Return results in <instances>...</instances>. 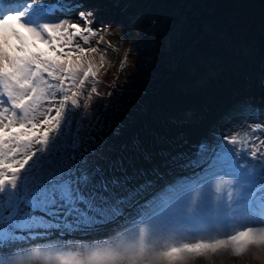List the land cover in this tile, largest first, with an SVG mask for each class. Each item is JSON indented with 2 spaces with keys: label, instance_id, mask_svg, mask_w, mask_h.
I'll return each mask as SVG.
<instances>
[{
  "label": "snow or ice",
  "instance_id": "snow-or-ice-1",
  "mask_svg": "<svg viewBox=\"0 0 264 264\" xmlns=\"http://www.w3.org/2000/svg\"><path fill=\"white\" fill-rule=\"evenodd\" d=\"M77 10L82 24L56 15ZM94 23L83 2L0 0V264H196L264 255V121L173 158L200 171L162 188L159 168L129 174L123 160L105 168L99 150L118 128L105 115L111 104L88 118L102 95L105 62L106 29ZM126 64L127 55L121 71ZM109 225L119 228L110 238L15 251L54 231L99 234Z\"/></svg>",
  "mask_w": 264,
  "mask_h": 264
},
{
  "label": "rangeland",
  "instance_id": "rangeland-1",
  "mask_svg": "<svg viewBox=\"0 0 264 264\" xmlns=\"http://www.w3.org/2000/svg\"><path fill=\"white\" fill-rule=\"evenodd\" d=\"M259 1L66 0L85 3L93 10V28L106 29L101 32L104 41L99 45L101 53L105 54L99 79L107 77L108 80L106 85L101 83L98 87L102 95L92 101L88 118L98 106L102 109L105 102L107 105L110 103L111 99L104 98H108L107 93L114 96L111 89L119 88L124 96L131 93L133 97L125 107L128 115L125 122L132 124L125 126V131L118 130L117 134H112L99 150L106 157L101 162L105 168L110 162L117 161L108 160L112 153H116V159L123 157L117 150L126 139L124 134L137 121L132 119V112L139 117L140 126L132 129L131 146L123 151L126 156L121 160L129 174L140 169L150 172L159 168L163 177L157 181L158 188L192 177L200 171L183 168L181 165L185 160L173 158L180 154L190 157L202 141L214 144L216 137L230 135L248 124L264 121V10ZM45 2L55 3L56 0ZM78 11L58 12L56 15L82 24ZM142 29L160 31V41H163L160 45L164 47L162 52L153 56L149 66L142 62L143 57L137 58V52L129 56L131 49L141 46L138 35H141ZM241 32H248L254 38L253 41L245 40L250 43L248 47ZM109 41L112 47H108ZM142 49L140 53L148 48ZM93 55L94 63L99 65L100 54ZM125 55L127 64L121 71L120 62ZM180 65L184 68H179L182 73L176 75ZM170 70L172 74L163 76L164 80L168 79L167 82L161 83V74ZM157 74L160 79L156 78ZM148 79L155 81L152 88L151 84H147ZM125 86L129 87L128 92ZM145 94H151L152 99H145ZM191 94H195L194 97L190 98ZM253 110H258L260 120L255 118ZM107 114L111 115L109 110ZM155 132H158L156 141L145 143L155 137ZM139 138L142 144L134 147L133 140L138 141ZM156 147L161 148L157 154L154 151ZM146 155L151 159H145ZM147 178L154 179L151 175ZM142 180L143 177L136 183ZM117 231V225H109L104 232L89 235L75 233L60 236L54 231L51 236L22 243L15 251L64 243H90L110 238ZM196 264H264V255L250 253L246 257H229L222 254L211 261L197 260Z\"/></svg>",
  "mask_w": 264,
  "mask_h": 264
},
{
  "label": "trees",
  "instance_id": "trees-1",
  "mask_svg": "<svg viewBox=\"0 0 264 264\" xmlns=\"http://www.w3.org/2000/svg\"><path fill=\"white\" fill-rule=\"evenodd\" d=\"M258 4L260 6H262V9L264 10V0H260ZM160 34H161L160 31H156L154 29H142L141 35H138L139 37H141V46L136 45L137 47H134L133 49H131L130 52H132V53H130L129 56L131 57L132 55H134L137 52L138 53L137 54V58L143 57L142 58V62L145 65H148V66L151 65L152 64L151 63V59L153 58V56H156L158 53L162 52V49L164 48L163 46H160L161 45V42H163V41H160ZM241 36H242V39H243V42L244 43H248V42H245V40L246 41L247 40H249V41H253L254 40L253 36L250 33H248V32L247 33H242ZM249 44L250 43H248V45H246V47H248ZM145 46H147V47H145ZM142 47H143L142 50H144L145 48H148V49H146L145 51H142L140 53V48H142ZM124 53L125 52L122 51L121 55L124 56ZM177 68H178V70H177V74L176 75H181L182 72L180 73V71L184 67L182 68V65H180ZM179 68H182V69H179ZM169 73H171V70L170 71H165V72H163L161 74V76H162L161 83L164 82L163 84H165L167 82L168 79L167 80H164V78ZM127 76H129V75H127ZM163 76H165V77L163 78ZM156 78L157 79H160L159 74L156 75ZM156 78H155V80H156ZM107 80H108L107 77H103L102 80H101V83L104 84V85H106ZM154 83H155V81H151V79L150 80L149 79L147 80V84L148 85L151 84L150 85L151 87L149 86L150 88H152V84H154ZM121 84H123V83H120V85ZM124 88H126V91L129 90V87H127V86H125ZM119 90H120L119 88L117 90L111 89V91L113 92V95L114 96H108V98L107 97L104 98L105 100L111 99L110 103H108V104H111V107L108 109L111 115H108L107 113H105V115H106V117L109 120L112 121V124H113V128L114 129L118 128L119 131H125V129H126L125 126L128 127L129 126L128 124H132V123H130V121L125 122V120L128 118V115H126L127 112L125 111V107H126L127 103L129 102V100L132 99L133 97L130 96L131 93H128L127 96H124L123 94H121L119 92ZM152 90L153 89H151V93H153ZM118 92L120 94L119 95H116ZM194 95L195 94H191L190 95V98L194 97ZM144 97H145V99L148 100V99L151 98V94L150 95L148 94V96L145 94ZM130 102H132V101H130ZM155 104H157V103H155ZM103 105H107V102H105V104H103ZM157 107H159V104H157ZM152 108H153V105L151 106V110H152ZM151 110H150V112H152ZM147 113H145V114H147ZM131 114L133 115L132 119L133 120H137V121H136V123H134L135 125H131L129 127L128 131L124 134V136L126 137V139L124 140V142L121 143V145H118V150H117L118 154H123V157H118L116 159V156H115L116 153L114 152V153H112L108 157V160L109 161H111V160H121V159L125 158L126 155L123 153V151L126 150L127 148H129L131 146L130 145L131 140H132L131 134L132 135L134 134V132H132V129L135 126H138L139 125L138 123L140 122L139 117L135 116L134 112H132ZM157 133L158 132H155L154 133V136L157 135ZM108 135H109V137H111L112 134H108ZM155 138H156V136L155 137H152L150 139V141H145V143H147V142L152 143L153 141H156ZM132 144H133L134 147H136L137 145H141L142 143H141V140L139 138L138 141L136 139H134ZM142 148H144V147H142ZM160 150H161V148H159V147L157 148L156 147L154 149L155 154H157L156 152H160ZM144 151L147 152L146 149H144ZM105 159H106V157H105ZM105 159L99 160L98 162L101 163ZM141 165L142 166H146L144 164H141Z\"/></svg>",
  "mask_w": 264,
  "mask_h": 264
}]
</instances>
